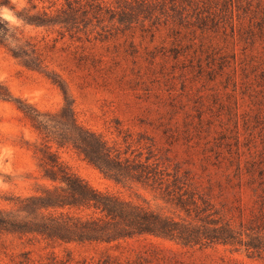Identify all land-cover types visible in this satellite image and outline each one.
Segmentation results:
<instances>
[{
	"label": "rangeland",
	"instance_id": "obj_1",
	"mask_svg": "<svg viewBox=\"0 0 264 264\" xmlns=\"http://www.w3.org/2000/svg\"><path fill=\"white\" fill-rule=\"evenodd\" d=\"M10 1L14 11L0 10L10 36L0 44V83L14 98L56 113L65 104L51 79L59 76L79 124L122 150L152 149L171 171L195 164L204 178L242 181L240 190L227 188L218 200L234 206L240 198L246 221L258 213L262 191L252 188L264 180V0H148L150 10L141 0H101L118 13L115 20L91 18L72 31L26 25L16 16L54 12L48 3ZM119 13L132 23L120 24ZM18 48L38 58L39 68L15 58L11 50ZM41 146L17 104L0 100V210L49 186ZM53 150L98 192L175 215L150 188L116 184L73 149ZM251 179L257 180L252 188L245 185ZM230 216L238 220L239 213ZM0 264H264V256L153 237L78 245L0 233Z\"/></svg>",
	"mask_w": 264,
	"mask_h": 264
},
{
	"label": "trees",
	"instance_id": "obj_2",
	"mask_svg": "<svg viewBox=\"0 0 264 264\" xmlns=\"http://www.w3.org/2000/svg\"><path fill=\"white\" fill-rule=\"evenodd\" d=\"M48 3V9L30 14L29 10L16 13L26 25L36 27H61L66 31L79 29L91 18L98 21H114L116 13L101 0H32ZM148 0L141 5L150 10ZM174 1V0H172ZM4 7L14 11L10 0H0ZM37 6L33 5V10ZM124 13V12H123ZM119 13L120 24H131ZM150 13V12H148ZM130 14V13H129ZM90 15V17H89ZM86 27V26H85ZM8 23L0 18V44L7 42ZM15 58L21 59L30 68H39L31 54L18 48L11 50ZM35 54V51H33ZM52 81L62 91L65 104L56 113L41 112L35 107L12 96L5 85L0 83V100L15 102L33 129L39 135L42 146L40 167L48 187L29 197H17L14 208L0 210V233L18 236L40 237L55 244H113L140 237L168 240L183 248L207 249L227 246L235 252L243 251L249 257L264 256V180L246 182L257 194L258 213L249 221L245 220V206L236 198L229 206L223 197L227 188L241 189L243 182L225 185L219 180L204 178L198 172L187 168L183 173L179 164L171 171L169 167L154 159V151L131 150L110 145L103 137L78 123L74 102L65 82L59 76ZM71 148L83 159L100 171L106 178L119 185L129 182L142 184L159 193L161 199L176 210L174 216L118 196L101 193L76 175L59 157L57 151ZM202 173L208 167L202 164ZM255 194V195H256ZM238 211V220L232 215Z\"/></svg>",
	"mask_w": 264,
	"mask_h": 264
}]
</instances>
